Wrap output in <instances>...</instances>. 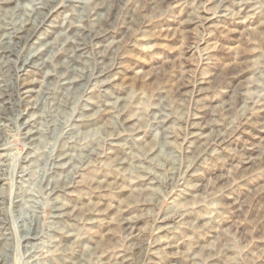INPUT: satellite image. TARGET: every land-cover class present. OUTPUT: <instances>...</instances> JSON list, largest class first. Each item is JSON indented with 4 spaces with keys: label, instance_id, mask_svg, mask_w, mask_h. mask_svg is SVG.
<instances>
[{
    "label": "rangeland",
    "instance_id": "374dc122",
    "mask_svg": "<svg viewBox=\"0 0 264 264\" xmlns=\"http://www.w3.org/2000/svg\"><path fill=\"white\" fill-rule=\"evenodd\" d=\"M0 264H264V0H0Z\"/></svg>",
    "mask_w": 264,
    "mask_h": 264
}]
</instances>
